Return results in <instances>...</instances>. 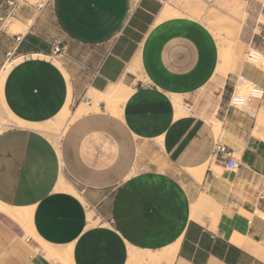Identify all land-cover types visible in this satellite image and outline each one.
Returning a JSON list of instances; mask_svg holds the SVG:
<instances>
[{
    "label": "crops",
    "instance_id": "1",
    "mask_svg": "<svg viewBox=\"0 0 264 264\" xmlns=\"http://www.w3.org/2000/svg\"><path fill=\"white\" fill-rule=\"evenodd\" d=\"M164 4L50 0L38 13L21 11L24 32L0 36V69L8 53L22 57L6 76L4 99L23 121L53 120L70 85L72 112L93 103L91 89L106 91L122 79L134 88L118 113L101 101L75 116L58 143L34 128L0 133V201L32 211L31 232L0 212V264H61L47 257L49 248L62 250L81 227L73 264H128L130 246L160 252L175 242L173 264H264V185L255 184L264 177V97L257 111V100L249 102L255 119L232 108L230 81L214 79V35L188 17L155 25ZM259 27L255 44L264 51V23ZM55 46L65 49L57 57L69 77L51 58ZM139 52L141 68L128 72ZM240 74L264 90V69L244 63ZM198 100L208 104L205 112ZM213 115L240 164L236 171L214 157ZM205 163L199 183L186 169ZM62 177L96 224L87 225L55 192ZM202 192L219 205L197 220L191 205Z\"/></svg>",
    "mask_w": 264,
    "mask_h": 264
},
{
    "label": "bare ground",
    "instance_id": "2",
    "mask_svg": "<svg viewBox=\"0 0 264 264\" xmlns=\"http://www.w3.org/2000/svg\"><path fill=\"white\" fill-rule=\"evenodd\" d=\"M264 1V0H261ZM185 13V12H184ZM181 10H177L173 8L170 4L165 3L163 8L158 14L156 24L163 23V21L168 20L173 17H184V14ZM15 20V19H14ZM9 27V26H8ZM27 29V24L21 22L20 20H16V22L12 25V30L14 33H22ZM225 49H219V56L222 58V60H227L228 56L227 52L224 51ZM256 51V50H255ZM256 59L259 61L262 59V53L255 52ZM141 52V51H140ZM140 52L134 57L132 62L129 64L127 71L128 72H136L139 68H141V54ZM34 56H41L45 57L44 54L38 53L34 54ZM54 59V62L57 63L63 71L66 73V75L69 77L68 72L63 67L62 63L55 57H51ZM22 57L16 58L14 60L8 61L1 69H0V99L3 105V108L7 115L9 116V119L17 124V126L20 127H28V128H34L37 130H40L44 133H48L51 135L52 140L55 143H58L63 130L67 126V124L77 115L84 113L89 110L93 109H99V103L101 101H104L107 105V109L113 112H120L121 106L126 102V100L129 98V96L133 93L134 88L131 85L125 84L122 80L113 83L108 90L106 91H100L96 89H91L88 93V96L92 99V104L87 103H81L75 112H71L70 109V103L72 98V87L70 85V97L68 99V102L66 103L63 110L53 119L50 121H47L45 123H31L27 121H23L16 117L9 107L7 106L5 99H4V83L6 76L12 66L20 61ZM221 60V62H222ZM220 62V61H219ZM229 63V62H228ZM224 64V63H223ZM218 65V64H217ZM226 65V64H224ZM223 65V66H224ZM226 67V66H224ZM223 67V68H224ZM144 68V67H143ZM142 68V69H143ZM227 68V67H226ZM222 71L221 67L217 69V75L216 78L220 80V83L224 85V76L226 75L227 69ZM137 73V72H136ZM138 78V77H137ZM145 78V77H144ZM142 79V78H141ZM147 79V77L145 78ZM135 83V82H134ZM242 88L243 89H253V83H251L247 79L241 80ZM134 85V84H133ZM221 85V86H222ZM176 100V99H175ZM177 100H180L179 98ZM181 102V101H180ZM252 107V106H251ZM250 107L249 103L245 104V108L248 109L251 114L255 115L254 111ZM182 110V109H181ZM180 111V110H179ZM183 111V110H182ZM215 130L216 137L218 141H222L223 134H222V128H221V121L216 118V116H212L208 118ZM261 134V133H260ZM264 137V135H263ZM210 163V162H209ZM209 163L202 164L197 167H191L187 168V173L195 179L197 182L202 183L205 175V171L208 168ZM213 168H215L217 171H222L221 166L213 165ZM219 182V180H218ZM218 182H213L211 185L212 189H216L218 187ZM209 189V188H208ZM55 192L62 197L65 200V204L68 206L71 212H75L81 216L87 217V221L89 225L96 224V221H93V213L92 212H85L84 204L85 201L83 197L79 194V192L74 188L73 185H71L70 182L66 181L64 177H62L59 182L56 185ZM216 199L212 195V193H204L202 192L199 197L192 203L191 205V217L197 220L203 219V217L207 214L214 215V213L217 210V206L219 205L217 203ZM218 204V205H217ZM0 212L10 216L13 218L16 222L24 225L27 230L31 226V220H32V211L30 208H19V207H12L8 206L0 201ZM73 212V213H74ZM95 220V219H94ZM84 227L79 228L75 235L73 236V239L66 244L65 248H63V253L59 254L56 253V257L60 259L61 264H73L71 259V251L74 245V242L78 235L82 232ZM39 236V235H38ZM37 236V237H38ZM44 240V239H43ZM43 244V243H42ZM164 248V247H163ZM160 252H152L150 250H143L136 248L134 246H130L129 248V258H128V264H173L174 257L176 254L177 249V243L171 244ZM51 249V248H49Z\"/></svg>",
    "mask_w": 264,
    "mask_h": 264
},
{
    "label": "rangeland",
    "instance_id": "3",
    "mask_svg": "<svg viewBox=\"0 0 264 264\" xmlns=\"http://www.w3.org/2000/svg\"><path fill=\"white\" fill-rule=\"evenodd\" d=\"M30 1L36 2V0ZM163 3H168L173 8L181 10L183 13L185 12L186 14L184 13V17L194 19L205 25L214 35L219 49H225L224 51L230 56L227 57V59L230 58L228 60L229 63L226 62L227 60H222L219 56L220 62L217 69L221 67L224 72L226 71L225 69H227L226 75L224 76V82L225 80L230 81L228 94H232L234 90L233 85H235L237 78L241 75L240 67L244 63H249L247 58L248 51L256 48L258 51L264 52L255 44L257 40L256 33L260 31L259 26L264 23V2L261 0H163ZM33 14H35V11H33ZM16 20L18 19H15L10 23L8 32L14 33L12 25ZM55 57L62 63L61 58L57 56ZM14 59V56H10V58L7 57L8 61ZM258 67L261 68L259 65ZM217 69L214 79H216ZM229 77H231L230 80ZM237 91L248 93V90L243 89L242 86L239 85H237ZM227 99H230V97H227ZM196 102L200 111L205 112L208 104H200L199 100ZM261 102V99L254 101L255 111H257L258 105ZM249 116L255 119V116ZM12 126H17V124L9 119L0 99V133ZM255 184L256 188L260 185H264V177L256 181ZM88 212L90 211L88 210ZM30 229L31 226L28 229V232H31ZM55 252L62 254L63 249H49L47 257L60 262V259L56 257Z\"/></svg>",
    "mask_w": 264,
    "mask_h": 264
},
{
    "label": "built area",
    "instance_id": "4",
    "mask_svg": "<svg viewBox=\"0 0 264 264\" xmlns=\"http://www.w3.org/2000/svg\"><path fill=\"white\" fill-rule=\"evenodd\" d=\"M49 1L50 0H36V2H31L30 0H2L0 3V36L3 33H8V26L14 19L19 18V15L24 8H31L35 11V13H37L42 11ZM254 51L262 53L261 60L258 61L256 59L257 54L254 53ZM62 53H65V49L55 46L52 55L57 56ZM10 56H12V54L8 53L7 57L10 58ZM247 58L250 64L257 67L259 65L262 69H264V52L258 51L256 48L251 49L247 53ZM243 79L246 78L242 75L237 78L234 90L229 100V105L232 108L239 109L242 112L254 117L255 115L251 114V112L245 108V104L251 102L252 100H262L264 97V90L253 83L254 87L248 91V93L238 92L237 85L242 86L241 80ZM185 109H188V107L185 106ZM214 157L223 162L228 170L236 171L239 169L240 164L235 157L233 149L221 141L216 143Z\"/></svg>",
    "mask_w": 264,
    "mask_h": 264
}]
</instances>
